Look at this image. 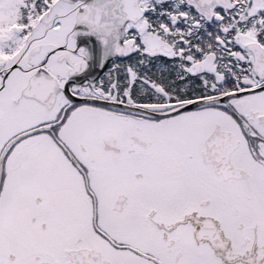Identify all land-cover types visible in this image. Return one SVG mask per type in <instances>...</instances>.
Returning a JSON list of instances; mask_svg holds the SVG:
<instances>
[{
  "label": "snow or ice",
  "instance_id": "obj_1",
  "mask_svg": "<svg viewBox=\"0 0 264 264\" xmlns=\"http://www.w3.org/2000/svg\"><path fill=\"white\" fill-rule=\"evenodd\" d=\"M0 264H264V0H0Z\"/></svg>",
  "mask_w": 264,
  "mask_h": 264
},
{
  "label": "flooded vegetation",
  "instance_id": "obj_2",
  "mask_svg": "<svg viewBox=\"0 0 264 264\" xmlns=\"http://www.w3.org/2000/svg\"><path fill=\"white\" fill-rule=\"evenodd\" d=\"M119 62V61H118ZM126 62V61H125Z\"/></svg>",
  "mask_w": 264,
  "mask_h": 264
}]
</instances>
